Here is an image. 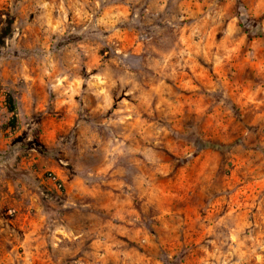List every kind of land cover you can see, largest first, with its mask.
Listing matches in <instances>:
<instances>
[{"label":"rangeland","instance_id":"1","mask_svg":"<svg viewBox=\"0 0 264 264\" xmlns=\"http://www.w3.org/2000/svg\"><path fill=\"white\" fill-rule=\"evenodd\" d=\"M9 19L0 264H264V0H0Z\"/></svg>","mask_w":264,"mask_h":264},{"label":"trees","instance_id":"2","mask_svg":"<svg viewBox=\"0 0 264 264\" xmlns=\"http://www.w3.org/2000/svg\"><path fill=\"white\" fill-rule=\"evenodd\" d=\"M11 24L12 21L11 19H9L7 21V25L3 27L2 32L0 33V40L3 41V39H5L7 36L10 35V29H11ZM258 33H262V31H260V29L258 30ZM6 101L9 103L8 109L9 111L13 114V119L12 120H16V104H15V100H14V96L10 93L7 92L6 93ZM209 146H211L210 144H208ZM60 187H62L61 183L59 182Z\"/></svg>","mask_w":264,"mask_h":264}]
</instances>
